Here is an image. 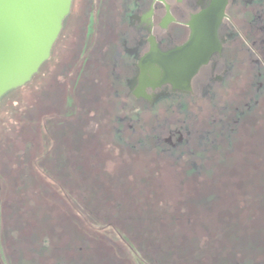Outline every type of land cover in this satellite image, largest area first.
<instances>
[{"label": "rangeland", "instance_id": "374dc122", "mask_svg": "<svg viewBox=\"0 0 264 264\" xmlns=\"http://www.w3.org/2000/svg\"><path fill=\"white\" fill-rule=\"evenodd\" d=\"M72 26L71 8L51 58L31 83L0 101V201H9L3 206L0 232L3 245H12L7 253L12 264H52L57 244L59 264H119L100 241H91V230L100 226L84 223L90 217L85 205L99 217L124 222V231L132 237L138 215H156L158 250L167 252H159L158 258L165 256L164 264H227V260L228 264H264V106L241 117L234 113V95L228 94L231 134L227 156L218 161L206 158L202 162L192 152L163 155L159 148L146 144L144 135L152 133L156 122L181 124L186 120L182 113L154 116L141 110L136 117L127 107L123 114H116L128 116L135 129L118 142L112 108L106 113L98 103V114L94 109L85 120H74ZM200 106L201 118L212 119L211 103L204 100ZM203 128L195 126L197 136ZM88 137L93 139L89 144ZM72 169L90 172L87 177H72ZM186 169H202L205 184L200 186L197 177H185ZM45 171L61 172L57 183H52L67 192L72 202L68 207L54 205L52 193L42 190L38 176L46 177ZM213 176L221 180L218 192ZM93 194L103 206L93 205L89 198ZM225 201L227 210L218 208ZM226 216L228 225H223ZM115 226L120 229L119 225L109 229ZM225 227L227 241L209 242L208 236L222 235L220 229ZM212 245L230 250L231 260L201 254Z\"/></svg>", "mask_w": 264, "mask_h": 264}, {"label": "flooded vegetation", "instance_id": "af4514ba", "mask_svg": "<svg viewBox=\"0 0 264 264\" xmlns=\"http://www.w3.org/2000/svg\"><path fill=\"white\" fill-rule=\"evenodd\" d=\"M72 23L74 120H85L94 109H97L95 113L100 111L98 103L105 106L106 113L112 108L118 142L135 129L132 122L129 124L128 116L116 114H123L127 107L137 112H134L136 117L141 110L154 116L182 113L186 120L181 124L156 122L152 133L144 135L146 144L159 148L163 155L192 152L190 155L202 162L206 158L218 161L227 156L228 134H231L228 94L234 95L237 104L234 113L241 117L250 116L264 106V0H72ZM204 100L211 103L212 119L200 116L203 109L200 103ZM201 125L205 131L197 136L195 126ZM86 139L88 144L93 140ZM45 172L46 177H38L42 190L52 193L54 198H49L54 203H51L71 204L67 192L53 185L61 172ZM69 172L72 177H87L90 171ZM66 173L62 171L63 175ZM183 174L187 178L197 177L200 186L205 184L202 169H186ZM213 182L218 192L221 180L215 178ZM89 198L95 207L104 204L97 202V194ZM8 202L0 201V217ZM214 205L212 209L216 208ZM85 206L90 217L84 223L100 226L91 230L94 234L91 241H100L119 264H164L165 256L158 258L159 252L165 251L158 250L156 215L147 218L138 215L134 222L137 232L132 237L124 231L121 225L124 222L112 221L107 216L100 218ZM219 207L226 209L228 201ZM225 219L223 225H228V217ZM144 224L149 225L147 233L142 231ZM114 225L120 229L116 230L118 226L109 229ZM220 230L224 233L208 236L209 242L213 240L215 245L216 241L222 244L228 240V228ZM2 242L0 232V264H12L7 256L13 250L12 245ZM53 251L56 256L52 264H59L56 262L59 244ZM68 251L71 255L72 247ZM229 252L212 245L201 254L209 259L226 256L231 260Z\"/></svg>", "mask_w": 264, "mask_h": 264}, {"label": "water", "instance_id": "95a60500", "mask_svg": "<svg viewBox=\"0 0 264 264\" xmlns=\"http://www.w3.org/2000/svg\"><path fill=\"white\" fill-rule=\"evenodd\" d=\"M72 0H0V101L51 58Z\"/></svg>", "mask_w": 264, "mask_h": 264}, {"label": "trees", "instance_id": "16d2710c", "mask_svg": "<svg viewBox=\"0 0 264 264\" xmlns=\"http://www.w3.org/2000/svg\"><path fill=\"white\" fill-rule=\"evenodd\" d=\"M56 44V43H55ZM55 46V45H54ZM54 48V47H53ZM39 72H40V70H39ZM67 164V163H66ZM57 166V164L55 165L54 164V166L53 167H56ZM65 168H63L62 170H64ZM148 229H149V225L148 224H144V225H142V231H143V233H147L148 232Z\"/></svg>", "mask_w": 264, "mask_h": 264}]
</instances>
